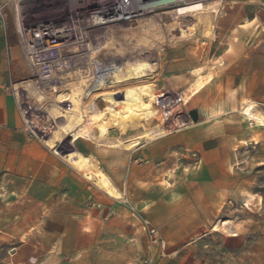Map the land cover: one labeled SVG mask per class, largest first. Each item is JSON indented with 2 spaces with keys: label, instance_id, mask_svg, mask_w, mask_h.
I'll return each mask as SVG.
<instances>
[{
  "label": "crops",
  "instance_id": "0c3cea01",
  "mask_svg": "<svg viewBox=\"0 0 264 264\" xmlns=\"http://www.w3.org/2000/svg\"><path fill=\"white\" fill-rule=\"evenodd\" d=\"M6 16L5 24L0 18V264L33 256L31 242L38 231L42 247L45 244L41 251L47 252L51 225L50 234L61 240L58 252L72 239L70 250L75 253L81 246L74 241L81 237L74 235L76 225L86 221L93 232L91 243L103 241L107 253L114 241L127 237L128 261L123 264H264V123L249 125L240 116L252 101L264 114V28L255 23L256 14H237V27L220 32L226 40L220 46L225 58L217 77L220 84L193 68L189 56L173 65L187 86L169 97L155 95L152 101L145 86L129 85L99 90L87 99L71 127L72 144L87 159L91 176L62 164L42 140L25 133L15 97L7 89L20 81L25 68L13 17L14 29ZM195 70L199 73L192 78ZM199 104L206 121L197 124L190 110ZM182 119L184 126L176 128ZM180 129L185 130L173 134ZM114 130L119 137L111 136ZM82 139L97 147L119 148L98 152L100 162L122 160L118 171L103 170L94 153L78 147ZM191 149L198 154L196 164ZM139 158L142 165L135 162ZM160 162L170 164L153 173L173 177L154 181L149 170ZM117 172H122L119 188ZM82 177L113 199L135 197L160 241H150L143 221L114 217L112 208L118 202L111 198L102 208L103 217L101 210L90 211L92 204L86 201L99 193ZM138 179L142 181L127 185ZM19 241L23 244L17 247Z\"/></svg>",
  "mask_w": 264,
  "mask_h": 264
},
{
  "label": "bare ground",
  "instance_id": "6f19581e",
  "mask_svg": "<svg viewBox=\"0 0 264 264\" xmlns=\"http://www.w3.org/2000/svg\"><path fill=\"white\" fill-rule=\"evenodd\" d=\"M222 2L207 0L184 7L183 12L154 15L149 22L137 28L127 25L131 15L123 16L112 30L108 28L104 32L97 45L80 47L78 54L84 56L71 52L63 55V59H29L31 74L25 83L34 82V79L35 83L16 88L19 90L24 128L34 133L74 170L91 176L87 159L72 144L75 133L71 118L82 100L100 87L127 83L142 78L149 69L158 68L165 48L192 38L191 27L196 23L209 28L211 20L204 16L220 11ZM166 20L168 24L162 26ZM256 106L249 103L241 114L261 125L264 116L253 112ZM48 118L53 123L46 122ZM221 225L224 228L226 222Z\"/></svg>",
  "mask_w": 264,
  "mask_h": 264
},
{
  "label": "rangeland",
  "instance_id": "374dc122",
  "mask_svg": "<svg viewBox=\"0 0 264 264\" xmlns=\"http://www.w3.org/2000/svg\"><path fill=\"white\" fill-rule=\"evenodd\" d=\"M222 1H223L222 2L223 6L220 11H218L217 13L209 14V16H204V18L208 17V19L211 20V25L209 28L204 26V24L196 23L195 25H193V27H191L192 38L185 39L184 41L177 43V45L175 46L169 45L165 48L163 55L161 57L160 66L158 68L149 69V71H147V73H145L142 78L132 80L127 83H123L119 85H113V87L142 85V86H145L144 87L145 92H148L151 95L152 101H155L154 99L155 95H160V96L164 95L165 97H169L173 95L174 93L184 90V88L187 86V84H182L180 82L181 71L179 70L177 72L176 69H174L175 67L173 65H174V62L175 63L180 62V61L183 62L184 59L188 58L189 56H192L194 58V63L192 64L193 68L195 67V68L201 69L203 74H208V73L211 74V80L213 79L212 80L213 84L214 85L220 84L219 78L217 77L218 75L220 76V74L222 75L223 67L225 63V58L222 57L220 46L223 45V42H226V40L222 41L221 36H219L220 32L225 31L227 28L235 29L237 27V22L235 18L237 17V14L241 17L242 13H245L249 18H250L251 13L256 14V17L258 19L255 23L258 25L260 24L259 29L264 28V0H222ZM184 10L185 9L180 8L173 12L171 11L162 12L160 13V15L161 16L170 15L172 13H177V11L183 12ZM11 14H12V11L10 12L8 10L6 17L8 18L7 19L8 25L10 27H13L14 29V26L11 23V19L13 17L11 16ZM57 16H58L57 13L52 12V13H46L45 15H38L36 17L34 16L30 20H37L41 18L46 19V18H52V17H57ZM242 22L243 21L240 20L239 23H242ZM245 22L247 21L245 20ZM167 24H168L167 20L161 23L162 26L167 25ZM20 47H21V52H22L21 57H23V60H24L25 72L22 75V78L20 79V81H16L15 83L9 85L7 89L15 97L16 105L18 106L19 113L21 115V119L23 122V129L25 133L27 134L29 138H37V136L34 133L24 128L25 122L23 121L22 109H21L20 102H19V90H16V88H19L20 86L22 87H24V85L31 86L33 83H35V79H34V82L25 83L30 78L31 73H30L29 64L27 62V57H25V53H24L22 45ZM174 55H176V57ZM178 67H180L179 64H178ZM190 68L191 67H188L186 71L189 72ZM198 73L199 71L195 70V73L190 74V76L193 78L195 74H198ZM113 87H100L99 89H97V91L110 90V89H113ZM97 91H94L87 99L94 96L95 93H97ZM87 99L82 100V102L80 103L76 113L71 118V124L75 122L76 118H78L80 110H81V106L84 105L83 103ZM252 102L255 103L254 101ZM99 104L101 108L105 106V104H103L102 101H100ZM257 106L255 107L254 112L257 115L264 116V114L262 113L259 114L257 112L260 109L259 108L260 106L259 107ZM205 112L206 111L204 110V108H202L199 104L198 106H195V108L190 110V115H191V118H193V120L198 124V122L201 123L203 121H206L205 120L206 118H204ZM185 114H187V103L185 104L183 115ZM240 116L244 117V115L241 114V112H240ZM246 121L248 122L249 125H258L257 123L251 124L250 121L247 119V117H246ZM46 122L53 123L50 118L46 119ZM191 122L193 121H188V123H191ZM183 126H184V121L182 119L175 127L180 128ZM184 130L185 129H180L177 133L175 132L173 134L174 135L180 134V132H183ZM111 136L119 137L118 131L114 130ZM37 139L40 140L39 138ZM77 145L84 153H88V152L94 153L99 161V164L101 165V168L102 169L104 168L103 170L106 169L109 173L115 172V170H117V168L120 167L122 164L121 163L122 160H118L116 164H111L109 162H105V163H103L102 161L100 162L98 158V155H99L98 152L100 151L104 152L106 150H115L119 148L114 149L109 146H98L97 147L94 143L84 140V139L79 140L77 142ZM140 146L141 145H138L135 148L140 147ZM131 149H134V148H131ZM131 149L127 151H131ZM190 151L191 152L189 153V156L191 160L193 161V163L196 164L198 162V154L193 149H191ZM58 158L62 164L66 165V163L62 160L60 156H58ZM126 158L127 157H125L124 159ZM141 160L142 159L139 158L135 162H137L139 165H142ZM166 164H170V163L165 162L163 164V162H160L157 164L158 166H155L153 167L152 170H149L150 175L152 174L156 176V179L154 181L161 179V178L166 180L169 177H173V173L164 174L163 176L155 175L153 173L154 169L158 167H163ZM175 164L179 166L177 163ZM123 169L127 170L129 173V169H125V168ZM117 173H119L118 174L119 180L116 182V185L118 187V183L122 180L121 179L122 172L121 173L117 172ZM84 181L87 183L88 186L91 185L92 188L99 193V194H95L94 197L86 201L88 203V206H91L92 204V208H90V211H92V209L98 210V211L101 210L103 212L102 213L103 214L102 217H103L105 215V210L102 209L103 206L106 203H110L111 201H117L118 203L112 208L114 217H116V215H125L126 217L127 215H130L131 218H134L140 221L144 220L142 217L143 216L142 211L138 210V206L135 203V197L126 199L122 194L121 199H113L107 196L100 188L93 185L92 181L85 180V179ZM138 181H142V180L138 179L137 181H132V183L130 184H127L126 182L125 183L127 185H132V184L138 183ZM154 181H149V182H154ZM170 183L171 182H169V184ZM124 195L127 197V193ZM96 198L99 199V201L102 200L101 201L102 203H100V205L98 202H96L95 200ZM108 198H111V201ZM130 200L133 201L132 203L133 206L130 204L131 203ZM122 205L125 206V208L128 211ZM51 226H49V230L47 232L49 236L47 252L45 251V249L44 251H41L42 242L40 241V233L38 231L35 234V236L33 235V238H32L33 242H31L33 256L29 258L16 259V260L14 258L13 261L11 259H8L7 264H96V262L98 264H123V262L128 261L127 257H128L129 251L127 250V244L129 243V241L127 237H124L122 240H119L117 242L114 241L113 248L111 249V247H109L110 252L107 253V251H105V246H104L103 241L96 245L94 244V242L91 243V241L93 240L92 239L93 232H89L90 225H88V222L86 221L84 223H80L79 225H76L78 228L76 231H74L75 233L74 235L78 234L81 237H79L78 239H75L74 241H80L81 246H78L75 248V251H74L75 253H73L72 250H70L72 249V244H71L73 241L72 239H68V241L66 240L64 243V248L61 251L59 250L58 252L61 240L55 238L56 237L55 235L50 234L52 232ZM79 226H81L80 230H79ZM65 232H66V225H64V229L63 231H61V233L65 234ZM149 237H150V241L152 242L153 240H152L151 234H149ZM159 241L160 240H159V234H158L157 242ZM21 244L23 243L19 241L16 243V246L19 247L21 246ZM42 248H45V244H43ZM90 250H93L94 253L91 254ZM95 250L98 252H96ZM19 251H22V250L20 249Z\"/></svg>",
  "mask_w": 264,
  "mask_h": 264
},
{
  "label": "built area",
  "instance_id": "2783aa9c",
  "mask_svg": "<svg viewBox=\"0 0 264 264\" xmlns=\"http://www.w3.org/2000/svg\"><path fill=\"white\" fill-rule=\"evenodd\" d=\"M204 1L207 0H5L0 1V18L5 24V14L10 8L27 61L32 58L47 61L63 59V55L71 52L84 56L78 54L80 47L97 45L104 32L108 28L112 30L123 16L131 15L127 25L137 28L154 15ZM52 12L58 16L30 20ZM143 224L151 234L152 242H157V230L148 220L144 219Z\"/></svg>",
  "mask_w": 264,
  "mask_h": 264
}]
</instances>
